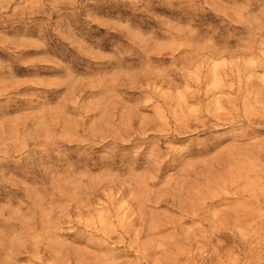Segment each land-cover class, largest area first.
<instances>
[{"label":"rangeland","instance_id":"1","mask_svg":"<svg viewBox=\"0 0 264 264\" xmlns=\"http://www.w3.org/2000/svg\"><path fill=\"white\" fill-rule=\"evenodd\" d=\"M0 264H264V0H0Z\"/></svg>","mask_w":264,"mask_h":264}]
</instances>
